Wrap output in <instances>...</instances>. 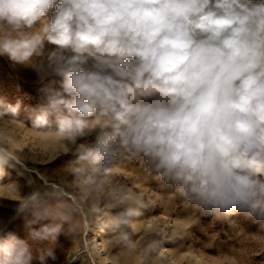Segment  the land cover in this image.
<instances>
[{"label":"clouds","instance_id":"1","mask_svg":"<svg viewBox=\"0 0 264 264\" xmlns=\"http://www.w3.org/2000/svg\"><path fill=\"white\" fill-rule=\"evenodd\" d=\"M0 56L36 72L31 128L71 153L72 175L142 160L184 206L264 228V0H0ZM19 108L0 100V120ZM16 160L0 146V169ZM122 203L117 228L144 210ZM18 211L51 222L0 235V264L55 261L29 240L56 242L63 217L38 191Z\"/></svg>","mask_w":264,"mask_h":264},{"label":"rangeland","instance_id":"2","mask_svg":"<svg viewBox=\"0 0 264 264\" xmlns=\"http://www.w3.org/2000/svg\"><path fill=\"white\" fill-rule=\"evenodd\" d=\"M42 86L33 69L0 56V100L20 102L18 119L0 120V146L17 157L0 169V235L28 239L30 228L51 222L31 224V212L18 211L19 202L38 191L63 217L56 242L29 240L34 256L38 248H54L57 259L47 264H264V228L258 222L184 206L142 160L118 155L72 175L71 153L55 147L54 135L31 128ZM133 197L142 201L143 214L115 227L112 217ZM99 231L103 237L95 241ZM157 241L163 243L156 247Z\"/></svg>","mask_w":264,"mask_h":264},{"label":"bare ground","instance_id":"3","mask_svg":"<svg viewBox=\"0 0 264 264\" xmlns=\"http://www.w3.org/2000/svg\"><path fill=\"white\" fill-rule=\"evenodd\" d=\"M100 231L97 233L95 241H98V240L102 239L103 235H102V232H100Z\"/></svg>","mask_w":264,"mask_h":264}]
</instances>
